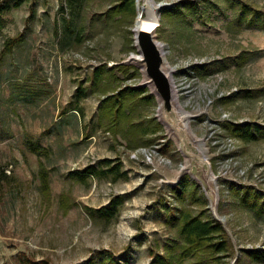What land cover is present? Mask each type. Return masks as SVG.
<instances>
[{
    "label": "rangeland",
    "instance_id": "rangeland-1",
    "mask_svg": "<svg viewBox=\"0 0 264 264\" xmlns=\"http://www.w3.org/2000/svg\"><path fill=\"white\" fill-rule=\"evenodd\" d=\"M66 1L29 0L7 14L0 33V169L10 175L0 189V264H24L23 258L101 264L97 254L105 251L120 264H151L168 241L180 239L169 217L203 210L225 228L232 253L225 261L264 264V214L237 192L253 186L264 201V28L254 23L264 16V0H153L154 35L163 44L187 136L208 159L212 199L186 168L190 157L130 59L146 0H136L135 14L120 19L108 11L118 0ZM20 32L23 41L5 50V39ZM100 65L104 78L91 84ZM112 74L118 79L110 83ZM126 84L146 90L129 121L117 124L99 104ZM158 121L163 127L153 131ZM228 121L250 122L257 137L232 134ZM25 132L49 155L30 152ZM106 158L121 174L86 181L71 175ZM114 196L123 198L117 215L88 212Z\"/></svg>",
    "mask_w": 264,
    "mask_h": 264
},
{
    "label": "trees",
    "instance_id": "trees-1",
    "mask_svg": "<svg viewBox=\"0 0 264 264\" xmlns=\"http://www.w3.org/2000/svg\"><path fill=\"white\" fill-rule=\"evenodd\" d=\"M29 0H0V33L5 25L6 16L14 8L20 7ZM68 1V2H67ZM67 3L72 6L76 0H67ZM135 2L136 0H118L109 8V12L114 15L117 14L119 19L126 13L130 15L135 14ZM63 10V6H61ZM70 9H72L70 7ZM254 23L264 28V16L254 18ZM67 27L71 29L70 25ZM79 34V32H77ZM76 33V34H77ZM79 40V35L76 36ZM23 41V34L20 32L16 36L7 37L3 42V48L5 50H11L16 43ZM124 67H126L124 65ZM130 67V66H128ZM127 68V67H126ZM104 67L97 66L93 69L91 84L98 85L104 78ZM134 75V72L129 73L128 76ZM112 77V78H111ZM111 82L117 80L118 77L110 75ZM77 90L78 94L84 95L82 87ZM146 87L137 85L126 84L119 87L112 94L104 95L105 97L99 104V111L103 116H108L112 122L119 123L121 119L129 121L134 111L138 107V101H143L142 91H145ZM148 97L155 98L154 93H149ZM26 98V97H25ZM24 98V99H25ZM135 106V107H134ZM131 124L132 121H131ZM113 125H115L113 123ZM163 124L157 122V128L153 131L162 129ZM227 129L232 134L239 136L244 140H251L257 137L256 129L252 127L250 122H227ZM24 144L27 149L38 155H49L50 149L40 143V140L34 137L31 133H24ZM39 175L42 180V184L47 188L48 174L43 164H40ZM112 173L116 175L121 174L119 165L113 163L109 158L104 159L100 165L88 164L83 170L72 173L71 175L77 178L79 181H86L88 177L97 178H110ZM116 175L114 179L116 180ZM113 179V178H112ZM10 180V175L6 173L4 169H0V189L5 183ZM248 189L242 188L240 190L241 198L245 204L253 208L258 214H264V201L260 200L259 191L255 190V187L248 186ZM48 189V188H47ZM122 196H114L108 205L100 206L99 208H87L91 215L101 214L104 216L117 215L119 206L122 204ZM65 210L69 206L64 204ZM178 223L180 239L172 238V241H168L166 247L162 252L155 253V256L151 264H229V261L224 259L230 256V242L226 234L223 224L216 218L210 215L204 216V210L198 213H191L184 211L182 214H175L169 217ZM173 247L175 249H173ZM171 249V250H169ZM100 256L101 264H120L119 259L112 253L105 251L97 254ZM94 258H91V261ZM24 264H39L36 260L31 258H23Z\"/></svg>",
    "mask_w": 264,
    "mask_h": 264
},
{
    "label": "water",
    "instance_id": "water-1",
    "mask_svg": "<svg viewBox=\"0 0 264 264\" xmlns=\"http://www.w3.org/2000/svg\"><path fill=\"white\" fill-rule=\"evenodd\" d=\"M152 4L154 7L153 0ZM142 13L141 10L139 16ZM134 45L139 55L138 62L147 78L146 83L152 85L153 92L159 99L162 120L177 134L180 140L185 138L190 141L187 136L185 118L176 108L174 84L165 62L163 44L156 39L154 32L139 27L137 30L134 28Z\"/></svg>",
    "mask_w": 264,
    "mask_h": 264
},
{
    "label": "bare ground",
    "instance_id": "bare-ground-1",
    "mask_svg": "<svg viewBox=\"0 0 264 264\" xmlns=\"http://www.w3.org/2000/svg\"><path fill=\"white\" fill-rule=\"evenodd\" d=\"M146 2L147 6L144 4L141 8H138V16L135 21V30H137L139 27H142L146 30L154 32L158 26L159 14L157 9L152 6V0H146ZM141 10L143 13L141 16H139ZM130 59L140 65L138 62V52L131 54ZM167 69L168 71L170 70L168 67ZM180 146L183 152L190 157L189 166H186V168L202 182L210 199H212V196L214 195L213 187L211 186L213 177L209 169L208 159H206L204 155L194 145H192L190 141H188V139L182 138L180 140Z\"/></svg>",
    "mask_w": 264,
    "mask_h": 264
}]
</instances>
